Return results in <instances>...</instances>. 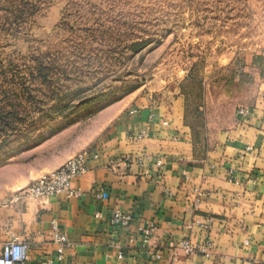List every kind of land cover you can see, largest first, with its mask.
Listing matches in <instances>:
<instances>
[{"label":"rangeland","instance_id":"obj_1","mask_svg":"<svg viewBox=\"0 0 264 264\" xmlns=\"http://www.w3.org/2000/svg\"><path fill=\"white\" fill-rule=\"evenodd\" d=\"M248 53L264 66V0H0V165L56 169L170 85L211 133L252 99Z\"/></svg>","mask_w":264,"mask_h":264},{"label":"crops","instance_id":"obj_2","mask_svg":"<svg viewBox=\"0 0 264 264\" xmlns=\"http://www.w3.org/2000/svg\"><path fill=\"white\" fill-rule=\"evenodd\" d=\"M246 55L248 79L254 76L247 83L254 94L242 106L250 108L248 116L236 109L215 131L202 133L177 88L158 95L150 89L155 94L105 127L93 149L99 157L73 181L82 197H21L19 189L54 168L0 165V245L27 242L31 264L46 258L52 264H264V66ZM139 131L146 136L138 138ZM115 209L132 213L129 229L111 224ZM153 220L157 228L148 239L144 228ZM54 222L70 240L62 258ZM184 239L194 246L211 242L212 253L188 254L180 247ZM153 249L163 258L153 259Z\"/></svg>","mask_w":264,"mask_h":264},{"label":"built area","instance_id":"obj_3","mask_svg":"<svg viewBox=\"0 0 264 264\" xmlns=\"http://www.w3.org/2000/svg\"><path fill=\"white\" fill-rule=\"evenodd\" d=\"M238 114L242 117L248 116L250 108L240 107ZM145 136V131L137 133L138 138H144ZM98 157L99 153L93 151L76 154L68 158L58 168L40 175L27 186L19 189L18 194L21 197L34 199H43L59 194H63L68 198L82 197L84 195L83 190L76 187L73 181L87 171V163L90 159H97ZM157 164L161 166L163 164L162 159H159ZM110 222L114 226L129 229L133 222V215L130 212L115 209L110 214ZM156 228L157 222L154 220L149 221L144 228V235L150 239ZM52 230L53 241L57 244V256L62 258L66 249L70 246V240L66 233L60 231L56 222L53 223ZM180 247L188 254L201 251L205 255H210L213 248L211 242H206L201 246H194L186 239L180 242ZM150 256L153 259L160 260L163 258V252L159 249H153L150 252ZM0 264H31L29 244L17 238L2 243L0 245ZM37 264H52V260L48 258L41 259Z\"/></svg>","mask_w":264,"mask_h":264}]
</instances>
